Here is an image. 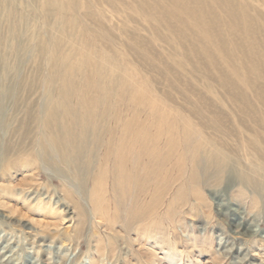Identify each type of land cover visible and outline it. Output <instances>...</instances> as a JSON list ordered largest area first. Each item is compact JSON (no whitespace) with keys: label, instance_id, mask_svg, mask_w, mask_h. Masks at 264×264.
Wrapping results in <instances>:
<instances>
[{"label":"rangeland","instance_id":"374dc122","mask_svg":"<svg viewBox=\"0 0 264 264\" xmlns=\"http://www.w3.org/2000/svg\"><path fill=\"white\" fill-rule=\"evenodd\" d=\"M58 1L66 15L47 0H0V264H264V198L240 184L263 167L247 145L264 141L262 0H249V85L228 53L200 52L206 28L179 23L172 0ZM87 45L100 67L89 108L75 67ZM65 86L72 113L59 105ZM72 114L93 132L83 158L50 151L43 164L39 139L57 148L60 130L72 149L69 132H82ZM204 150L226 152L221 184L208 180Z\"/></svg>","mask_w":264,"mask_h":264},{"label":"bare ground","instance_id":"6f19581e","mask_svg":"<svg viewBox=\"0 0 264 264\" xmlns=\"http://www.w3.org/2000/svg\"><path fill=\"white\" fill-rule=\"evenodd\" d=\"M69 1L72 3V0H69ZM151 1L152 0H143V4L149 5L151 3ZM156 1L166 3L168 0H156ZM53 2L55 5L59 4L58 6L56 5V9L62 13L61 15L67 14L66 8L61 6L60 3H58L59 2L58 0H56V1L55 0H47V3H46L47 9L50 5L53 4ZM262 2L264 4V0H262ZM172 4H173V7H172L171 14H173L175 17L180 19L179 23L180 22L185 23V25L189 26L192 30L198 29L199 26H203L206 28L207 33L202 32V34H201L202 38L204 39V42L202 45V46H204V48L200 52L208 49V51H210V52L212 51L211 54H213V55L221 54V56L222 55L224 56L226 53H228L229 54V56H228L229 64L232 67H235V69H236V71H234V74L240 78L241 82H244V84L246 83L247 85H249V83L251 81L250 79H251V72L253 71V67H255V69L257 70V66L252 63V61H254V58H253L254 56L252 55V51H250V47H252V46H250V43H252V38L255 35L254 34L255 32L251 28L253 26V23H251L249 21V19H250L249 12H250V10H254L255 8L252 7V4L249 3V0H172ZM257 16L261 17L260 15H257ZM204 18H206L207 21H205ZM241 21H244V23H242ZM229 30H232L233 32L239 34L241 36V41L236 42L233 37L224 36L220 33V31H229ZM69 40L71 41V39H69ZM255 43L256 42H253V44H255ZM56 44H57V49H60L62 42L59 39H56ZM228 46H230V47H228ZM57 49H55V51H54V56L57 55V53H58V51H56ZM72 55H73L72 53L68 54L67 58L72 57ZM97 57H98L97 52L93 51L92 49H89V45H87L85 50L82 53V58L80 60H78L77 64L75 65V67H79L78 69L83 70V73L87 74L83 77V79L81 81L83 82L82 83V85H83L82 104L88 108H89V92H91L92 90H94L96 88L94 85V81L92 82L93 84L89 83V77L91 76L89 74V72H94V73L100 72V69H99L100 67H98L96 64V63H98ZM61 59L62 58H60V57H56L55 61H54V66L59 64ZM107 59L110 62H112L111 59H113V58H110L108 56ZM53 60H54V57L52 58L51 62H53ZM209 60H210L209 62H211V63L216 62V63H212L213 65H217L218 64L217 62L219 61V60L215 59L214 57L209 58ZM241 68H244L250 72V73L247 72L248 76H243L240 73ZM78 69H76V72L78 71ZM73 70H74V68H73ZM57 73H58V71L54 70L53 74H57ZM223 75H225V73H223ZM95 76H97V75H95ZM241 76H243V77H241ZM101 78L103 80L105 77L101 76L100 79ZM125 81L126 80H123L122 82H123L124 86H127ZM65 85L68 86V84H65ZM66 86L64 87V89L61 92V99L59 101V103H60L59 105H60V107L65 108V109H66V107L69 106L68 110H70V111H65V113H68V112L72 113V110L69 109V108H71L70 104H69V102L71 101V99H70L71 94L68 93V91L66 90V88H67ZM75 86L77 87V85H75ZM71 87H72V83L70 84V88ZM56 106L59 107L58 105H56ZM58 117H59V119H58ZM58 117H57V115L54 116V118H56L57 121L61 119L60 116H58ZM75 118L76 117L74 114L72 117L71 127L74 129H77V130L79 129L82 132H80L78 134L76 132L74 133V130L71 131L72 134H71V132H69V134L71 136L70 141H71V146H72L71 148L72 149L66 148L67 147L66 146V140L65 141L62 140L63 137L60 135L61 134L60 130L56 131V132H59L58 133V137H59L58 140H59V143L61 142L60 146L57 148L45 147L48 140L39 139L40 140L39 143L41 142L39 144V149H40V154H41L40 156H41V160L43 161V164H48L49 161H51V162L55 161V160H52V158L50 157V151H51V154L56 155V157L58 159L61 158L63 160L64 158L65 159L67 158V155H68V157L70 156L71 157L70 159H73L72 160L73 163H77L79 161V159L83 158V156H84V153L82 152L83 148L81 150H79V148L83 147L86 142H89V139L93 136V132L90 131L91 127H89V119H88L89 116L86 117V119H88V122H86V123H82V122L78 121V119H75ZM183 123L181 122V124L185 128L184 130L186 133L184 134V136H185V140L187 143L190 141V139H192V137L194 135H193V131L189 128V126H187V123L185 121ZM90 132H92V133H91V136L89 138ZM56 138H57V136L54 137L53 139H56ZM135 142H136V139L134 140V143ZM74 143H75V145H74ZM199 143L203 147L204 145H206V143H208V141L206 138H204L201 135ZM262 144H263V146H262ZM247 145L249 147V150L250 149L253 150L252 155L256 159L261 161L263 167L257 171L258 174L255 171L252 173V175L249 178H248V176L242 177L240 175V177H241V180H240L241 183L240 184L244 187H247L249 185L254 186L257 190L254 192L257 195H260L261 197L264 198V191H262L263 187H264V141L260 142L259 136L254 134V135H251L249 141H247ZM191 150H192V148H190L189 146L185 147L184 153L182 155H185L186 158L191 159L192 158L191 157ZM201 154H202L201 156L203 158H202V161H199V162L203 163V161H205V159L208 161V164H207V162H204L206 165L203 166L205 169V173L208 175V180L215 182L217 184H221L223 174H224L226 167H227V161H226L227 154H226V152H224L222 150H216V151H213L211 153L208 150H204L201 152ZM17 157H18V154H15L13 156L10 155L7 158V159H9L8 162L11 161L12 168L14 167V162H16V160H18ZM52 167H53V165H52ZM196 167L197 168L200 167L198 162L195 164V168ZM198 176L199 177H197L195 174L193 176H191V182L190 183L195 188L200 187L199 184H200L201 180L203 179L202 173ZM246 184H248V185H246ZM255 201H256V198H255Z\"/></svg>","mask_w":264,"mask_h":264}]
</instances>
